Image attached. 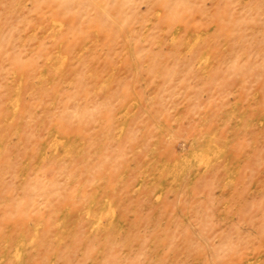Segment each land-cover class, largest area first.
<instances>
[{"label":"rangeland","instance_id":"rangeland-1","mask_svg":"<svg viewBox=\"0 0 264 264\" xmlns=\"http://www.w3.org/2000/svg\"><path fill=\"white\" fill-rule=\"evenodd\" d=\"M0 264H264V0H0Z\"/></svg>","mask_w":264,"mask_h":264}]
</instances>
